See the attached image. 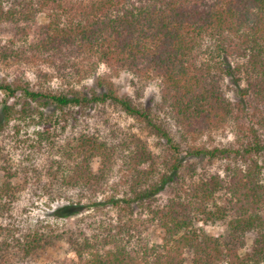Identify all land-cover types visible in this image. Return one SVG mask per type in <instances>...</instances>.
<instances>
[{"label": "trees", "instance_id": "1", "mask_svg": "<svg viewBox=\"0 0 264 264\" xmlns=\"http://www.w3.org/2000/svg\"><path fill=\"white\" fill-rule=\"evenodd\" d=\"M41 13L47 20L36 25ZM6 26L12 33L0 34V64L53 65L79 57L87 74L103 64L140 81L156 78L169 118L191 140L241 119L242 104L251 114L240 149L185 152L233 159L223 174L185 182L177 174L181 144L112 87L83 95L34 88L20 78L0 81V264L56 245L75 257L59 264H264V0H0V28ZM224 76L244 81L239 101L225 96ZM105 104L143 119L165 141L170 175L153 180L157 157L142 142L113 143L77 126L79 111ZM34 119L40 131L32 141L18 140L26 152L16 164L1 135L11 121ZM36 154L45 156L40 169L48 185L90 195L88 205L58 209L63 218L100 210L91 198L104 191L117 161H126L128 188L108 200L114 220H90L83 229L45 223L18 234L11 209L31 182ZM169 182L174 193L160 203L156 195ZM33 183L41 184L40 176ZM136 208L145 218H137ZM215 224H224L225 233L207 232ZM148 225L158 242L147 236Z\"/></svg>", "mask_w": 264, "mask_h": 264}, {"label": "rangeland", "instance_id": "2", "mask_svg": "<svg viewBox=\"0 0 264 264\" xmlns=\"http://www.w3.org/2000/svg\"><path fill=\"white\" fill-rule=\"evenodd\" d=\"M46 20L44 13L38 14L35 18V24L41 25ZM11 33L12 28L10 26L0 28L2 36L6 37ZM85 64V62H81L79 57L72 58L68 62H58L53 65L45 63L18 64L15 62L8 65L0 64V81L12 82L15 78H20L28 81L34 88L39 87L57 92L76 90L83 95H89L93 92L100 93L106 90L107 87H112L114 93L119 98L128 99L133 106L147 113L154 124L162 125L163 128L168 130L174 141L181 144V149L184 151L181 154L183 161L177 174L179 175V179H183L185 182L192 179L195 180L203 174H223L224 168L233 162V159L224 156H217L212 159H208L207 156L188 157L185 155V152L190 147L206 148L208 150L228 147L240 149V145L248 140V137H246L248 134L246 133V125L248 120H250L251 110L249 108L246 110L244 104H242L241 119H236L235 122L233 119L228 124L218 129L207 130L191 140L190 136L184 135L169 118L165 106L161 102L160 85L156 78L149 81H140L126 71L115 73L103 64H99L95 71L87 74L84 71L86 67L83 68ZM98 83H101V87ZM244 86V81L236 84L232 77H223L222 88L225 96L231 102L239 101L238 89ZM3 96L4 94L0 92V107ZM53 109L48 108L47 112L50 113ZM75 118L77 119L76 123L79 128H86L87 130L97 132L110 142L114 143L126 140L130 144L132 140H137L145 144L152 154L157 157L154 167V181H159L161 174H171L168 171L169 165L164 164L165 141L143 119L126 114L118 105L114 104L98 105L85 111H79L75 115ZM15 127H17V130ZM40 127L41 124L38 123V119L11 121L5 127L1 137L5 140L6 147L10 150L9 154L16 164L22 163L26 152L25 149L20 147L22 142H18V140L32 141L36 138V132L40 131ZM11 137L13 138L9 139ZM44 158V155H34L33 166H36V169L32 172L31 182L18 195L12 205L11 215L15 218L14 226H16L18 234L26 232L27 229H33L36 225L42 226L45 223L65 225L69 228L78 226V228L83 229L90 220H114L115 213L111 209V203L108 200L113 195L121 197V192L128 188V185L124 183V176L127 172L126 161L122 159L117 161L104 187V191L98 192L94 198H91L101 204L100 210L90 207L80 214L63 218L56 216L58 209L75 205L76 202H80L81 206L88 205L87 197H90V195L87 193L86 195H84L85 193L81 195L76 193V191H66L59 189L57 186L48 185L49 182H47L45 174L40 169L44 165ZM166 159L168 160V157ZM37 175L41 178V184L33 183ZM1 181L2 175L0 173V183ZM45 184L47 186L43 188L41 185ZM174 190V183L169 182L156 195V199L158 202L164 203L173 195ZM134 213L137 215V218H145L143 213H139L138 208L134 210ZM78 219H82V221L77 222ZM145 228H148L147 236L158 242L160 235L157 233V230L151 227V225L145 226ZM206 230L213 235H218L225 233L226 228L224 224H215L209 225ZM249 243L250 241L247 240V245ZM69 259L74 260V254L68 252L65 245H56L29 259L21 260L20 258V260L16 259L5 264H59V262Z\"/></svg>", "mask_w": 264, "mask_h": 264}]
</instances>
